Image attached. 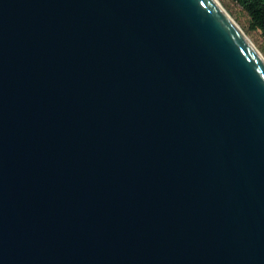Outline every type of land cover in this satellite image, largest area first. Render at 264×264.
Wrapping results in <instances>:
<instances>
[{
  "label": "water",
  "instance_id": "1",
  "mask_svg": "<svg viewBox=\"0 0 264 264\" xmlns=\"http://www.w3.org/2000/svg\"><path fill=\"white\" fill-rule=\"evenodd\" d=\"M0 264H264V58L217 0H0Z\"/></svg>",
  "mask_w": 264,
  "mask_h": 264
},
{
  "label": "rangeland",
  "instance_id": "2",
  "mask_svg": "<svg viewBox=\"0 0 264 264\" xmlns=\"http://www.w3.org/2000/svg\"><path fill=\"white\" fill-rule=\"evenodd\" d=\"M217 1L264 58V38L259 30L250 27V20L246 12L233 0Z\"/></svg>",
  "mask_w": 264,
  "mask_h": 264
},
{
  "label": "trees",
  "instance_id": "3",
  "mask_svg": "<svg viewBox=\"0 0 264 264\" xmlns=\"http://www.w3.org/2000/svg\"><path fill=\"white\" fill-rule=\"evenodd\" d=\"M249 17L250 27L264 38V0H233Z\"/></svg>",
  "mask_w": 264,
  "mask_h": 264
},
{
  "label": "bare ground",
  "instance_id": "4",
  "mask_svg": "<svg viewBox=\"0 0 264 264\" xmlns=\"http://www.w3.org/2000/svg\"><path fill=\"white\" fill-rule=\"evenodd\" d=\"M232 20V19H231ZM232 22L235 24V22L232 20ZM236 25V24H235ZM236 27H238L237 25H236ZM239 28V27H238ZM241 30V29H240Z\"/></svg>",
  "mask_w": 264,
  "mask_h": 264
}]
</instances>
